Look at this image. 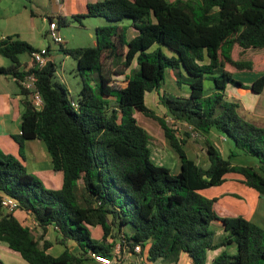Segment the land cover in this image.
I'll list each match as a JSON object with an SVG mask.
<instances>
[{
	"label": "trees",
	"instance_id": "obj_1",
	"mask_svg": "<svg viewBox=\"0 0 264 264\" xmlns=\"http://www.w3.org/2000/svg\"><path fill=\"white\" fill-rule=\"evenodd\" d=\"M74 17L108 23L94 28V47L60 44L76 62L81 84L76 98L54 80L51 60L31 69L43 100L40 110L20 83L25 71L19 55L30 56L36 48L18 35L0 40V55L10 60L0 73L14 77L22 95L20 133L12 135L18 156L0 149V244L27 264H86L93 261L89 252L109 255L117 243L121 258L139 245L146 261L177 262L184 253L191 264H264V228L243 216L218 215L215 199L200 192L236 173L264 196V128L240 117L239 102L226 94L228 85L243 86L233 77L237 72H260L250 88L257 93L264 88V0H97ZM56 20L58 27L66 24L62 16ZM169 70L176 83L188 85L187 96L160 91ZM152 91L164 115L146 105ZM136 111L163 130L179 163L177 173L152 160ZM181 124L187 137L191 131L224 135L255 157L258 169L233 164L209 141L208 165H197L186 152L185 137L177 134ZM26 139L43 141L53 169L62 173L60 188H47L27 172ZM2 195L14 199L42 235L53 227L63 250L52 254L51 240L41 237L40 244L29 226L5 213ZM213 222L226 232L219 245L235 244L236 251L222 250L207 262V251L216 246ZM91 226L101 228V240L91 237Z\"/></svg>",
	"mask_w": 264,
	"mask_h": 264
},
{
	"label": "rangeland",
	"instance_id": "obj_2",
	"mask_svg": "<svg viewBox=\"0 0 264 264\" xmlns=\"http://www.w3.org/2000/svg\"><path fill=\"white\" fill-rule=\"evenodd\" d=\"M63 4L62 0H1L0 1V36L2 34H12L18 35L19 38L27 41L35 48L47 47L49 48V55L51 61L55 65L54 80L63 83L69 90L70 96L76 98L80 89V79L76 72V62L70 57L65 55L60 50V45L54 43L51 38L46 34L48 29V17H56V13L59 12V8ZM80 6V5H79ZM61 11V10H60ZM62 12V11H61ZM74 15L79 14V11H75ZM74 15L64 14L62 17L65 18L66 24L60 25L57 29L58 34L62 37V47L63 48H74V47H94L96 44L94 36V28L103 24H107L108 21L105 18L99 17H80L76 19ZM128 22L124 20L123 23ZM5 38V37H1ZM3 59L7 64L10 60L4 56ZM22 62L30 61V56L27 53H22L19 55ZM119 80L124 81V77H119ZM176 83V81H173ZM126 82L124 81V84ZM184 83V82H183ZM0 84L3 91L7 93V97H12L13 91L18 92L19 87L17 83L11 82L5 74L0 73ZM182 84V83H181ZM176 86L180 84L176 83ZM164 89L170 92L172 90V84L165 77V83L163 85ZM240 90L238 87L233 85H228L227 89ZM245 93L250 96L260 97V106L264 107V89L262 92L257 93L251 90L250 86L245 88ZM151 94L146 93L145 103L152 110H156L152 104H156L155 101L150 100ZM137 122L147 131L149 135V143L151 150V158L154 162L157 147L162 144L163 130L157 124L155 120L151 117L144 115L140 111H136ZM13 140V139H12ZM10 145H4L3 149L6 153L17 154L18 144L13 140ZM193 143L200 144L199 139L192 140ZM226 149L223 153L224 157H229L231 162L241 163L243 165L255 166L258 169V161L255 157L244 153L243 151L235 148L231 141L225 143ZM204 145V144H203ZM229 145V146H228ZM26 159L23 164L30 174L35 175L43 185L47 188H57L56 185L50 180L52 175H61L60 171H55L51 169L48 172H44L43 168L52 167L50 161V155L46 150L45 144L40 139H26L24 141ZM156 147V149L154 148ZM189 156L192 157L189 146L186 147ZM224 150V145H223ZM233 151L234 153H231ZM36 166V167H34ZM37 168V169H36ZM174 174V173H173ZM59 186V185H57ZM18 210V209H17ZM262 214L264 215V208L262 209ZM255 223V221H252ZM258 222V223H257ZM256 224L264 228V221H257ZM29 227L32 234L39 240L40 244L42 239L45 238L52 241L53 245L50 249L52 254H57L63 250V246L56 244L55 238L59 237V234L50 226L47 234L42 235V230L34 222H30ZM91 237L96 240H101L102 231L99 226L90 227ZM41 237H43L41 239ZM216 246L213 249L208 250L207 258L210 259L214 254L221 252L224 249L229 251L234 248L236 251L235 244L221 246L217 244V237L213 238ZM68 246L76 252L78 248L72 241H68ZM144 255L142 253L131 254L127 257V264H182L181 261H173L170 258H157L153 261L144 260ZM93 263V262H92ZM132 263V264H133ZM0 264H25L24 260L20 258L17 254L3 251L0 249ZM86 264H91L90 260L86 261ZM95 264V262L93 263Z\"/></svg>",
	"mask_w": 264,
	"mask_h": 264
},
{
	"label": "crops",
	"instance_id": "obj_3",
	"mask_svg": "<svg viewBox=\"0 0 264 264\" xmlns=\"http://www.w3.org/2000/svg\"><path fill=\"white\" fill-rule=\"evenodd\" d=\"M62 1H63V4L59 8L62 12L59 10V12L56 13V17L63 16L64 14L74 15L73 13L75 11H79V13H85L87 4L89 2H95L97 0H62ZM56 17H53V18H56ZM9 35L2 34L0 36V39L1 37H6ZM1 56L2 55H0V68L7 67L10 63L7 64L6 61L3 59V57ZM50 60H52L51 57H50ZM29 62L30 61L22 62L20 60V63H21L20 69L22 70L25 67V65L29 64ZM166 74H167L168 80L172 84V88H171L172 90H170V93L174 95H178V96H187L189 92L188 85L185 83H182L180 84V86H176V83L173 82L175 81V79H174V75L172 71L169 70L167 71ZM260 75H261L260 72H255V71L234 73L233 77L236 80L240 81L243 86L238 87L240 90H233L230 88L228 89L226 88V94L229 98L237 99V101L239 102V107L237 109V112L240 117H242L246 121H249L257 126L264 128V107L261 108L260 106L261 105L260 97H259L260 95L250 96L245 93L246 91L245 88L250 86L252 82L256 78H258ZM6 77L11 82L16 83L15 80L11 76L6 75ZM116 77L123 78L124 75H118ZM124 81L121 80L120 82L123 85H125L126 83L124 84ZM1 85L2 84H0V149L4 151L3 149L4 145H8L9 142H10V145L13 143L12 141L14 139L12 138V135L20 133V113L22 110V104H21L22 95L20 94V89H19L18 92L13 91L12 97L10 96L7 97V93L3 91L4 89L1 88ZM160 91H167V90H165L164 87L162 86ZM148 93L151 94L150 100H153V102L155 101L156 103L155 105L151 103V105L156 109L154 111L160 115H164L166 110L158 102L157 92L152 91ZM166 119H169V117L167 116ZM177 129H178L177 134L180 135L182 133L181 135L183 137L184 136L183 133L186 130L185 124H181V126H179ZM184 137L186 139L185 149L187 146H189V151L192 157L189 156L188 150L186 149L188 156L192 158L195 161V163L201 167H206L208 165V157H207V153L205 150V141L211 142L219 150V152L221 153L223 157H224L223 153H225V149H226V145L223 142L227 143L230 141L224 135L216 131H213V130H211L205 136L198 135L197 137H194V136H191V134L189 133L188 137L187 136H184ZM195 139H199L200 142H203L204 140V143H203L204 145L202 143L196 145L195 143L192 142V140H195ZM161 141H162V144L159 145L157 149L156 147H154L156 149V152L158 153V154H155V157H156L155 159H157L156 160L157 162L155 163L167 166L171 173H177L179 171L178 160L174 152L169 147L165 137H163ZM223 145H224V150H223ZM18 151H19V148H17V152H16L17 154H14V155L18 156ZM25 159H26V153H25V146H24V159L22 160V162L25 161ZM232 163L239 164L235 162H232ZM240 165H243V164L240 163ZM51 169H53V167L44 166L43 168L44 172H48ZM50 180L54 183V185H56L57 188H60L62 184V173L61 175H56V174L52 175ZM57 188H54V189H57ZM200 192L209 198L215 199L214 209L218 215L243 216L249 219L250 221H255V223L257 221H264V215L262 214V209L264 208V196L260 195L254 189L246 186L242 182V177L239 174L228 173L224 176V180L221 184L216 185V186H211L208 188H204ZM13 214L20 222H22L23 225L29 226L30 222L35 223L33 218L21 209L14 211ZM210 228L214 231L213 238L217 237L216 243L220 244V242L224 239L226 232L224 231V229L218 222H213ZM224 248L225 247H223V250H225ZM0 249L6 252L8 251L10 253L16 254L10 251L4 243L0 244ZM228 252L234 253L235 252L234 248H231ZM216 255L214 254L210 259L207 258V262L211 261L213 257H215ZM179 261H181L182 264H191L190 258L184 253L180 254ZM92 262L93 261H91V264L94 263ZM25 264L27 263L25 262Z\"/></svg>",
	"mask_w": 264,
	"mask_h": 264
},
{
	"label": "built area",
	"instance_id": "obj_4",
	"mask_svg": "<svg viewBox=\"0 0 264 264\" xmlns=\"http://www.w3.org/2000/svg\"><path fill=\"white\" fill-rule=\"evenodd\" d=\"M58 25L56 18H52L51 21L48 20V29L46 31V34L51 38V40L54 43L61 44L62 43V37L57 32ZM1 38L0 40H2ZM50 60L49 50L47 47L38 48L35 51H33L30 54V62L29 64L25 65L23 68L25 71V75L20 80L21 85L29 91V97L31 100V103L33 106L40 110L43 107V100L36 88V82L37 77L36 75L31 72V69L33 68H40L44 66L48 61ZM14 80L15 78L12 77ZM72 105H76V103L73 101ZM168 120H171L170 118ZM191 136L197 137L200 135L198 132H190ZM1 206L3 208V211L5 213H13L18 209V203L12 199L11 197H8L6 195H2L1 197ZM141 248L139 245L134 247V253L138 254L140 253ZM126 252V251H125ZM133 253L126 252V256L121 258V251H120V244L117 243L111 254L109 255H103L98 254L94 252H89V256L96 264H127V257ZM133 262H131L132 264ZM134 264V263H133Z\"/></svg>",
	"mask_w": 264,
	"mask_h": 264
}]
</instances>
